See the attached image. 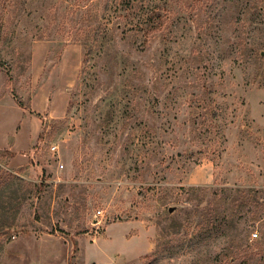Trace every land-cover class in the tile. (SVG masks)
I'll list each match as a JSON object with an SVG mask.
<instances>
[{
  "label": "rangeland",
  "instance_id": "1",
  "mask_svg": "<svg viewBox=\"0 0 264 264\" xmlns=\"http://www.w3.org/2000/svg\"><path fill=\"white\" fill-rule=\"evenodd\" d=\"M0 145V264H264V0H0Z\"/></svg>",
  "mask_w": 264,
  "mask_h": 264
},
{
  "label": "built area",
  "instance_id": "2",
  "mask_svg": "<svg viewBox=\"0 0 264 264\" xmlns=\"http://www.w3.org/2000/svg\"><path fill=\"white\" fill-rule=\"evenodd\" d=\"M52 148H53V149H56L57 146H56V145H53ZM61 166H62V165H60V167H61ZM97 214H99V215L102 214V211H101V210H98V211H97ZM254 235H255V234H254Z\"/></svg>",
  "mask_w": 264,
  "mask_h": 264
},
{
  "label": "crops",
  "instance_id": "3",
  "mask_svg": "<svg viewBox=\"0 0 264 264\" xmlns=\"http://www.w3.org/2000/svg\"><path fill=\"white\" fill-rule=\"evenodd\" d=\"M17 108V107H16ZM7 146H1L0 145V148H6ZM6 149H8V150H14V149H11V147H8V148H6ZM21 150V149H20ZM25 149H23V151H24ZM16 152H18L19 150H15Z\"/></svg>",
  "mask_w": 264,
  "mask_h": 264
},
{
  "label": "water",
  "instance_id": "4",
  "mask_svg": "<svg viewBox=\"0 0 264 264\" xmlns=\"http://www.w3.org/2000/svg\"><path fill=\"white\" fill-rule=\"evenodd\" d=\"M175 209H176L175 206H171V207L168 208V211H169L170 213H172Z\"/></svg>",
  "mask_w": 264,
  "mask_h": 264
}]
</instances>
